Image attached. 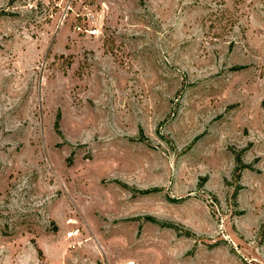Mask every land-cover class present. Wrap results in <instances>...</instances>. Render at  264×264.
I'll return each mask as SVG.
<instances>
[{
	"label": "rangeland",
	"instance_id": "obj_1",
	"mask_svg": "<svg viewBox=\"0 0 264 264\" xmlns=\"http://www.w3.org/2000/svg\"><path fill=\"white\" fill-rule=\"evenodd\" d=\"M0 264H264V0H0Z\"/></svg>",
	"mask_w": 264,
	"mask_h": 264
}]
</instances>
